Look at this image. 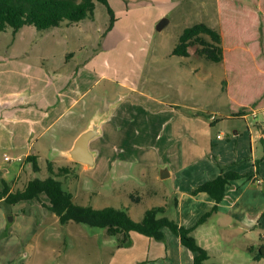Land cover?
I'll return each mask as SVG.
<instances>
[{"label":"crops","instance_id":"crops-1","mask_svg":"<svg viewBox=\"0 0 264 264\" xmlns=\"http://www.w3.org/2000/svg\"><path fill=\"white\" fill-rule=\"evenodd\" d=\"M257 4V11H252L247 8V0L245 3L240 0L224 1L221 30L207 22H198L210 25L222 36L223 60L220 63L226 75L221 90L234 107L226 111L225 118L239 121L232 125V128H238L233 129L236 137L242 132L248 134L247 138L236 140L234 152L224 154L223 149L231 150L232 145L223 147L220 141L224 134L216 135V126L222 120L221 108L212 99L202 98L199 101V97L207 95L208 91L206 89L199 94L198 84L212 76L202 71L198 58L194 60L193 55L200 56L192 47L189 48V57L178 60L181 65H177L176 70L180 67L181 70L160 74V94L159 91L158 95L150 93L147 88L139 89L140 81L137 86L131 87L132 94L122 95L110 103L109 112L95 111L88 115L84 127L72 139L70 147L62 151L66 166L74 163L68 152L76 139L97 124L99 133L90 142L94 165L78 163L74 167L82 172L90 169L104 171L103 177L113 176L117 180L120 173L124 174V169L135 165L141 172H148L145 178L150 183H168L169 191L162 194L161 189L163 202L158 206H164L166 213L171 206V219L186 228L194 227L213 208L215 200L206 193L193 195L192 191L216 179L222 173L220 166H224L226 172L243 169L240 174L256 171L259 152L264 151L256 146L257 142L264 146V46L256 44L258 34L261 33L260 37L264 35V0H257ZM48 53L53 57L51 50ZM64 57L67 66L72 53L67 51ZM99 58L83 66L78 61L62 70L21 60L20 57L5 64L0 63V113L3 114L0 119V149L17 151L32 146V143L44 138L54 125L68 122L73 115L84 116L85 111L77 108L78 104L90 95L93 86L106 77L103 73L97 74V67L93 69L98 65ZM184 60L190 61L189 65ZM170 80L175 81L174 84H164V89L162 84ZM176 81L179 83L176 84ZM155 82L153 79L152 88L156 90ZM207 114H214L216 120L207 118ZM252 118L256 121L255 125ZM29 155L27 152L24 159ZM6 157L5 154L0 161V181L15 189L21 183L23 187L31 180L29 176L30 179H22L28 175L30 164L22 163L16 173L11 174L10 171L15 168L11 165L12 160H6ZM257 169L251 178L232 181L226 187L218 212L192 232L197 242L207 250L212 262H216L212 260L214 255L203 240L207 241L204 235L209 226L212 229L216 226L215 219L222 227L233 226L247 238L244 243L246 258L243 257L242 264H251L247 261V258L252 261L250 248L264 244V162ZM256 178L261 184H257ZM159 193L151 192L152 195ZM22 202L9 206L16 207ZM30 202L35 204L19 212H11L13 217L9 221L8 212L3 208L5 204H0V264H16L25 245L22 238L35 227L32 220L19 218L23 215L21 213L25 215V210H29L44 215V211H49L46 207L49 200L43 202L40 198ZM43 222L39 220L40 224ZM24 226L25 229L22 228ZM163 233L165 239L157 241L132 232V244L114 251L109 264H194L195 253L183 246L169 229L164 228ZM254 261L264 264V259Z\"/></svg>","mask_w":264,"mask_h":264},{"label":"rangeland","instance_id":"rangeland-1","mask_svg":"<svg viewBox=\"0 0 264 264\" xmlns=\"http://www.w3.org/2000/svg\"><path fill=\"white\" fill-rule=\"evenodd\" d=\"M224 1L227 0H194L193 2L196 3L189 0H109L115 18L112 26V18L106 6L96 3L92 17L74 25L64 23L58 28L46 31L27 26L17 32L12 29L0 32V63L5 64L15 57H20L21 60L37 62L45 67L62 70L72 67L75 62L80 61L83 66L100 57L98 65H95L93 69L97 67V74L103 73L106 76L96 86H93L90 95L78 104L77 108L85 111L84 116L73 115L68 122L54 125L44 138L32 143V146L23 147L17 151L1 148L0 161L6 154L9 160H12L11 165L15 169L10 172L14 174L20 165L26 162L24 158L27 152L39 156L41 171L34 173L30 164L27 168L28 175H24L22 179L24 177L25 179L48 177L47 162H54L55 169L66 166L67 162L62 151L70 147L72 139L84 127L87 116L95 111L109 112L110 103L122 95L132 94L131 87L137 86L140 81L139 89L147 88L150 93L160 94L158 90V84L161 81L160 74L165 75L164 71H175L177 65H181L178 60L184 59V57L172 55L179 43L180 35L186 28L198 22H207L221 30V10ZM240 1L245 3L246 0ZM247 1V8L257 11V0ZM163 20H165L164 27L159 30L158 25ZM260 35L261 33L258 34L259 39L256 44L260 43L264 46V35L261 37ZM50 50L53 57L48 53ZM67 51L72 53L73 59L69 58L66 66L65 60L67 59L64 53ZM193 58L194 60L198 58L202 71L212 76L209 80L198 84L199 94L205 92L206 89L208 91L207 95L199 97V101L202 98L212 99V102L221 108L222 120L216 126V135L224 134L220 141L223 147L232 145L231 150L223 149L222 151L229 155L236 150V140L241 141L247 138L248 134L242 132L236 137L233 131L238 128H232V125L239 121L225 118L226 111L234 108L221 90L226 75L225 68L222 63L207 61L196 55H193ZM184 61L189 65L190 61ZM181 69L180 67L176 71ZM153 79L156 80V90L152 88ZM109 80L112 81V85ZM174 82L170 80L162 86L165 89L164 84L171 86ZM178 83L179 81H176V84ZM2 117L3 114L0 113V119ZM212 117L216 118L214 114L210 115V119ZM251 121L255 125V119L252 118ZM256 146L264 149L261 142H257ZM259 154L260 158L257 161L260 166L264 162L262 160L264 151ZM20 157L21 161H19ZM71 164L70 166H76L74 163ZM237 165L242 166V164H234V166ZM134 166L124 169V174L120 173L117 180L113 176L103 177L104 171L90 169L82 172L78 167H74L75 174L65 179L64 185L68 191L72 192L74 202L78 205L94 209L129 208L128 212L132 219L141 221L148 209L163 202L162 194L169 191V185L159 181L150 183L148 178H145V176L148 177V172H141ZM220 167L226 172L224 166ZM234 172L240 173L243 169ZM17 187L22 188V183ZM152 191H160V193L152 195ZM41 201L48 202V198L42 195ZM33 204L35 202L23 201L16 207L4 205L3 208L8 212L9 221L13 217L11 212H19ZM25 211V215L21 213L23 215L20 214L19 218L32 220L35 227L26 237L22 238L25 245L21 251L22 256L16 264H109L113 259L114 251L119 249L118 238L110 235L106 229L73 221L61 224L59 219L49 211H44V215H41L42 212L36 214L34 211ZM165 215L171 219L173 215L171 206ZM39 220L44 222L40 224ZM217 220L215 219L216 226L213 229L209 226V230L204 235L207 241L203 240L214 255L212 260L221 264H242L243 257L246 258L244 243L247 238L233 226L222 227ZM12 225L13 222H11ZM25 227L22 228L25 229ZM216 228L219 231L217 236ZM247 261L256 264L253 257L252 261L248 258Z\"/></svg>","mask_w":264,"mask_h":264},{"label":"trees","instance_id":"trees-1","mask_svg":"<svg viewBox=\"0 0 264 264\" xmlns=\"http://www.w3.org/2000/svg\"><path fill=\"white\" fill-rule=\"evenodd\" d=\"M96 3L106 6L115 21L109 0H0V32L33 26L40 31L58 28L62 24L74 25L92 17ZM195 48L196 54L211 62L220 63L223 60L221 33L206 23H197L186 28L180 35L179 43L173 50V55L189 57V48ZM210 119V115H206ZM264 160V156L262 158ZM26 163L31 164L34 173H39V157L29 155ZM74 164H78L74 162ZM256 171L242 175L230 171L222 173L214 180L205 182L193 191V195L206 193L215 200V205L207 211L192 228L179 225L175 220L166 216L164 206H154L148 209L141 221L132 219L128 209L107 207L94 209L78 205L74 202L73 194L65 188L64 180L75 174L71 166H60L55 169L53 162H47L48 177L33 178L22 188H12L8 183L0 181V204L15 205L22 201L40 200L45 195L49 200L47 209L55 214L61 224L76 222L91 227L106 229L118 238L119 248L132 244L131 233L136 232L157 241L165 239L163 229H169L176 235L183 246L195 253L194 264H216L194 238L192 232L198 226L206 223L213 214L218 212V205L225 197L226 187L235 180L251 178L259 168L256 161ZM250 253L256 261L264 259V244L250 248ZM145 264V263H142Z\"/></svg>","mask_w":264,"mask_h":264},{"label":"water","instance_id":"water-1","mask_svg":"<svg viewBox=\"0 0 264 264\" xmlns=\"http://www.w3.org/2000/svg\"><path fill=\"white\" fill-rule=\"evenodd\" d=\"M163 20L158 29L161 30L164 27ZM99 125L95 124L91 128L84 131L75 141L73 147L69 150L68 156L77 163H82L88 166L94 165V154L90 150V142L98 135Z\"/></svg>","mask_w":264,"mask_h":264},{"label":"built area","instance_id":"built-area-1","mask_svg":"<svg viewBox=\"0 0 264 264\" xmlns=\"http://www.w3.org/2000/svg\"><path fill=\"white\" fill-rule=\"evenodd\" d=\"M211 119H212L213 121L216 120L215 117H212ZM219 138H220V137H219ZM6 160H9V157H6ZM255 181L257 182V184H261V181H260L259 179L256 178Z\"/></svg>","mask_w":264,"mask_h":264}]
</instances>
